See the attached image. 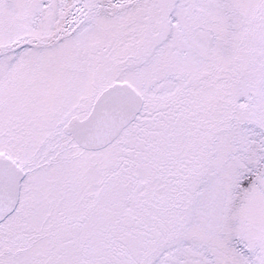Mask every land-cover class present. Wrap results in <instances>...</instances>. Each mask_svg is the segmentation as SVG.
Returning a JSON list of instances; mask_svg holds the SVG:
<instances>
[{
  "label": "snow or ice",
  "instance_id": "1",
  "mask_svg": "<svg viewBox=\"0 0 264 264\" xmlns=\"http://www.w3.org/2000/svg\"><path fill=\"white\" fill-rule=\"evenodd\" d=\"M0 264H264V0H0Z\"/></svg>",
  "mask_w": 264,
  "mask_h": 264
}]
</instances>
